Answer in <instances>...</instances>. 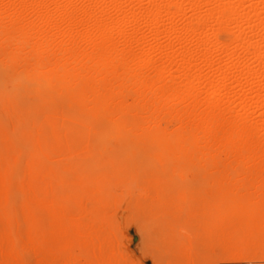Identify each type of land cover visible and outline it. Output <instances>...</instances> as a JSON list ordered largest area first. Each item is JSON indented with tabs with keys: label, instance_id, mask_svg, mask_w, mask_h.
Listing matches in <instances>:
<instances>
[{
	"label": "bare ground",
	"instance_id": "6f19581e",
	"mask_svg": "<svg viewBox=\"0 0 264 264\" xmlns=\"http://www.w3.org/2000/svg\"><path fill=\"white\" fill-rule=\"evenodd\" d=\"M119 214L264 262V0H0V264H127Z\"/></svg>",
	"mask_w": 264,
	"mask_h": 264
},
{
	"label": "rangeland",
	"instance_id": "374dc122",
	"mask_svg": "<svg viewBox=\"0 0 264 264\" xmlns=\"http://www.w3.org/2000/svg\"><path fill=\"white\" fill-rule=\"evenodd\" d=\"M224 39H226V37ZM135 186L136 184H131L128 186V188L133 189L135 188ZM119 189L120 188H118V190ZM94 200L95 197L93 196L90 198L89 202L92 204ZM126 217L127 214H123V215L119 214L115 217L109 218V221L106 223V226L101 229L102 233L105 234V236L109 237L110 245L117 249V251L124 257L127 264H154V261L150 258V256H146V252L150 246L149 240H147L146 238L144 239L139 236H136L134 228H131L128 233L124 231V229L122 228ZM179 232L180 229L176 228L174 234L176 235ZM159 235H160L159 232H154L151 234V237L155 238L156 236ZM74 256L79 264H82L86 260L85 251L82 252L80 250H77L74 252ZM203 256H204V260L210 264H219V263L237 261V260H225L224 262H221L219 260L218 255L212 254L210 252L206 254L204 253ZM248 262L264 264V262H256V261H248Z\"/></svg>",
	"mask_w": 264,
	"mask_h": 264
},
{
	"label": "built area",
	"instance_id": "2783aa9c",
	"mask_svg": "<svg viewBox=\"0 0 264 264\" xmlns=\"http://www.w3.org/2000/svg\"><path fill=\"white\" fill-rule=\"evenodd\" d=\"M219 264H260V263L243 262V261H233V262H226V263H219Z\"/></svg>",
	"mask_w": 264,
	"mask_h": 264
}]
</instances>
